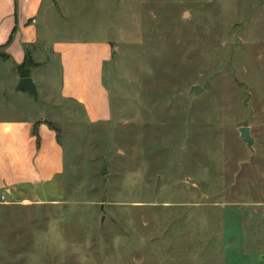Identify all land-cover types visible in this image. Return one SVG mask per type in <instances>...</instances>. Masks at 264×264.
Instances as JSON below:
<instances>
[{
    "label": "rangeland",
    "instance_id": "rangeland-1",
    "mask_svg": "<svg viewBox=\"0 0 264 264\" xmlns=\"http://www.w3.org/2000/svg\"><path fill=\"white\" fill-rule=\"evenodd\" d=\"M51 4L49 43L111 41L112 119L62 99L49 51L38 103L4 115L54 120L65 172L44 202L0 203V264H264V0Z\"/></svg>",
    "mask_w": 264,
    "mask_h": 264
},
{
    "label": "crops",
    "instance_id": "crops-1",
    "mask_svg": "<svg viewBox=\"0 0 264 264\" xmlns=\"http://www.w3.org/2000/svg\"><path fill=\"white\" fill-rule=\"evenodd\" d=\"M51 1L56 0H0V194L6 195V202L1 203L6 206L46 201L45 187L62 180L65 172L62 129L54 120L38 111L28 117L4 115L17 107L38 103L27 90L17 88L22 77L18 67L25 62L27 53L33 60L29 76L36 86L40 76L36 69L48 62L46 55L51 51L59 61L62 99L81 108L92 124L112 119L104 81L105 64L113 57L111 41L58 39L49 43V35L41 26V14L44 4L52 7ZM13 94L21 98L22 104L13 101ZM256 220L262 218L257 216ZM249 244V250L264 253V231Z\"/></svg>",
    "mask_w": 264,
    "mask_h": 264
},
{
    "label": "water",
    "instance_id": "water-1",
    "mask_svg": "<svg viewBox=\"0 0 264 264\" xmlns=\"http://www.w3.org/2000/svg\"><path fill=\"white\" fill-rule=\"evenodd\" d=\"M17 88L27 90V92L34 97H36L38 94L37 86L34 82V79L31 76L21 77L19 79V83H18ZM200 89H201V87L198 85L193 87V90L195 92H199ZM240 134H241V138L247 143V146L250 149H253L252 144L254 142V138L251 136L250 127L249 126L241 127L240 128Z\"/></svg>",
    "mask_w": 264,
    "mask_h": 264
},
{
    "label": "trees",
    "instance_id": "trees-1",
    "mask_svg": "<svg viewBox=\"0 0 264 264\" xmlns=\"http://www.w3.org/2000/svg\"><path fill=\"white\" fill-rule=\"evenodd\" d=\"M26 57L27 58H26L25 62L21 66L18 67V70H19L22 77L30 75V67L33 65V60L31 59L30 55H28V53H27ZM26 68H28L29 70H27ZM49 124L52 127H55L52 123H49Z\"/></svg>",
    "mask_w": 264,
    "mask_h": 264
},
{
    "label": "built area",
    "instance_id": "built-area-1",
    "mask_svg": "<svg viewBox=\"0 0 264 264\" xmlns=\"http://www.w3.org/2000/svg\"><path fill=\"white\" fill-rule=\"evenodd\" d=\"M6 202V195L5 194H0V203Z\"/></svg>",
    "mask_w": 264,
    "mask_h": 264
}]
</instances>
